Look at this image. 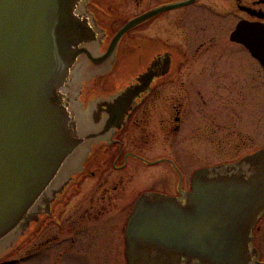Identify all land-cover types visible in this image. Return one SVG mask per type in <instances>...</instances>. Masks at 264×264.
<instances>
[{"label":"flooded vegetation","instance_id":"flooded-vegetation-1","mask_svg":"<svg viewBox=\"0 0 264 264\" xmlns=\"http://www.w3.org/2000/svg\"><path fill=\"white\" fill-rule=\"evenodd\" d=\"M165 5L81 76L79 99L96 139L0 264H127L126 224L139 196L182 198L195 170L264 151V54L232 38L240 22L264 25V0H87L101 35L97 53L126 22ZM127 88L138 92L118 98ZM250 249L264 264V211Z\"/></svg>","mask_w":264,"mask_h":264},{"label":"water","instance_id":"water-1","mask_svg":"<svg viewBox=\"0 0 264 264\" xmlns=\"http://www.w3.org/2000/svg\"><path fill=\"white\" fill-rule=\"evenodd\" d=\"M86 1L0 0V254L26 234L96 139L79 99L84 62L95 69L129 27L172 6L132 18L99 54ZM232 38L264 54V25L240 22ZM137 92L127 88L118 98ZM263 211L264 151L199 168L182 198L136 199L127 264H255L251 232Z\"/></svg>","mask_w":264,"mask_h":264},{"label":"rangeland","instance_id":"rangeland-1","mask_svg":"<svg viewBox=\"0 0 264 264\" xmlns=\"http://www.w3.org/2000/svg\"><path fill=\"white\" fill-rule=\"evenodd\" d=\"M93 70H94V69H93L92 67H90V65H87V66H85L84 71H82L80 75H81V76H86V75L90 74ZM129 73H130V72L126 73L125 76L128 75ZM205 148H206V146H205ZM205 148H204V149H205ZM206 149L209 150V148H206ZM203 151H204V150H203ZM203 151H202L201 149L198 150V148H197V152H198V154H199L201 157H202V153H203ZM185 153H186L187 156H191L192 149H191V148H188L187 150H185ZM207 159L209 160V162H212V161H215V160H216V158H214L213 155H211V153H209V154L207 155ZM196 160H198V159H196ZM194 161H195V160H193L192 162L194 163ZM197 162H198V164H200L201 161H197ZM194 165H195V164H194ZM194 165H193L192 163H189V164L187 165L188 167H186V166H184V167L187 168V170H188V169L191 168L190 166L193 167ZM29 234H30V233L27 232L26 235L24 236V238L20 239L19 242H22V241L24 242V240L29 236ZM14 248H15V247H14ZM14 248H12L11 251H14V250H15ZM26 251H29V250H25V252H26Z\"/></svg>","mask_w":264,"mask_h":264}]
</instances>
